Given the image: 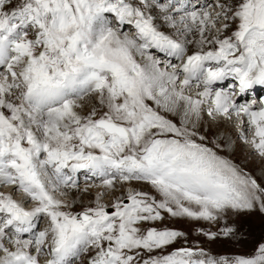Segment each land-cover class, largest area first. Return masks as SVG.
I'll list each match as a JSON object with an SVG mask.
<instances>
[{"label":"snow or ice","instance_id":"1","mask_svg":"<svg viewBox=\"0 0 264 264\" xmlns=\"http://www.w3.org/2000/svg\"><path fill=\"white\" fill-rule=\"evenodd\" d=\"M256 85L264 0H0V186L11 187L0 191V264L82 254L87 264H264V243L250 257L165 253L184 233L152 226L165 213L214 223L264 213V187L196 130L202 112L235 117L264 157V100L238 102ZM86 98L95 103L82 114ZM80 171L94 178L82 191H99L75 212L64 197L80 190ZM132 181L152 191H123ZM40 218L46 227L34 231ZM236 231L225 223L203 234Z\"/></svg>","mask_w":264,"mask_h":264},{"label":"rangeland","instance_id":"2","mask_svg":"<svg viewBox=\"0 0 264 264\" xmlns=\"http://www.w3.org/2000/svg\"><path fill=\"white\" fill-rule=\"evenodd\" d=\"M208 2V1H207ZM201 3V2H200ZM204 4L205 1L203 2ZM203 5V4H200ZM157 26L164 32L171 34V29H169L162 20L157 21ZM193 49L190 46L189 51L191 52ZM85 103L87 102L90 105L85 106L86 108L82 110V114H86L92 104L95 103L94 100L85 99ZM206 117V120L202 122V124L196 129L200 135L206 137L204 143L213 148L217 152L218 155L225 156V158L229 159L232 163H234L242 172H245L251 175L253 178L257 180V182L264 187L263 179H264V157L258 155L255 151L248 152L249 147L251 146L247 140L242 138V132L239 134L236 131L237 126H240V122L235 123V125H226L227 123H221L220 127H216L215 123L212 119L206 114V112H202ZM222 117V116H221ZM171 118V117H169ZM215 118V117H214ZM173 119V118H171ZM176 123H179V118L176 117V120L173 119ZM221 120V119H220ZM230 120L229 118L227 121ZM241 128V127H239ZM228 131L227 137L222 134V131ZM250 131L247 135L250 137ZM222 136V137H221ZM245 140V141H244ZM242 142V143H240ZM237 145V146H236ZM249 145V146H247ZM259 176H262L261 178ZM86 179H78L80 184V190L86 187L85 184ZM263 180V181H262ZM10 186H3L0 188V191L9 192L11 188ZM136 190H145L152 191L149 185H145L143 182H132V187ZM125 189V188H124ZM98 189L92 187L88 192H80L82 195L81 203H77L76 205L72 204V211L78 212L81 210V206L89 204L95 198V193H97ZM120 190V189H117ZM126 190V189H125ZM112 195V196H110ZM116 193H108L103 197V202L111 203V201L115 198ZM14 198H18V194L14 193ZM68 202V195L64 197ZM71 203V202H70ZM109 211L112 209L109 208ZM165 219L163 221H157L154 225L158 228H171L184 233V235L177 239L171 246L164 249V252H170L175 250L176 248H202L207 253L212 256H220L226 255L229 257L233 256H254L259 244L264 243V213H261L259 209H254L250 212H243L239 214H232L230 216H226L224 220L219 223L208 222V221H197L190 220L183 217H169L165 213ZM39 222L42 218L38 219ZM36 221V223L38 222ZM225 223L236 228V233L231 237H217L215 240H209L203 233L204 232H214L218 231L220 227H222ZM42 225V224H41ZM41 227L40 223L36 230H39ZM203 231H200V230ZM159 254V250L157 253ZM89 254L81 256V258L75 264H87ZM44 257V256H43ZM46 257V256H45ZM40 263H45L44 260H41Z\"/></svg>","mask_w":264,"mask_h":264},{"label":"bare ground","instance_id":"3","mask_svg":"<svg viewBox=\"0 0 264 264\" xmlns=\"http://www.w3.org/2000/svg\"><path fill=\"white\" fill-rule=\"evenodd\" d=\"M205 1V3H208L209 1L208 0H199L198 2H192V0H191V3H193V4H196V5H200V4H204L203 2ZM208 1V2H207ZM201 2V3H200ZM126 26V25H125ZM125 26H124V28L122 29L123 31L125 30ZM152 50H156V49H150V51H152ZM161 53V52H160ZM162 54H164V53H162ZM138 56V55H137ZM139 57V59L141 60V62L142 63H144L145 61H144V59L142 58V57H140V56H138ZM166 58V56L165 55H162V57H161V61L163 62V61H165V60H172V62L173 63H175V62H178V61H176L174 58H172V57H169L168 59H165ZM139 62V61H138ZM140 62V63H141ZM213 87L214 88H216L217 87V85H213ZM259 90V89H258ZM257 90V91H258ZM252 98L250 97V100H251ZM248 100V95H247V93L244 95V96H242V97H239L238 98V102H243V101H247ZM84 103V105L85 106H88V105H90V102H89V104L86 102H83ZM84 106V108L83 109H85L86 107ZM82 109V110H83ZM81 110V111H82ZM82 113H85V112H82ZM169 117H171V118H173V119H175L176 120V117H178V116H169ZM179 118V117H178ZM208 118H209V116H208ZM211 119H212V121L215 123V125H216V127L218 126V127H220V125H221V123H227L226 125H235V123H236V121H234L233 119H230V120H228L227 121V119L228 118H225V117H221V116H215V118L214 117H210ZM221 119V120H220ZM204 120H206V117L203 115V113H201V119H200V121H199V123H198V127L202 124V122L204 121ZM240 124V126H237V128H236V131H238L237 133H241L242 132V130H243V125L241 124V123H239ZM197 127V128H198ZM239 127H241V128H239ZM222 134L225 136V137H227V135H229L228 134V131H226V129L224 130V131H222ZM242 135V134H241ZM250 136H251V134H250ZM222 137V136H221ZM245 141V140H244ZM240 143H242V142H240ZM237 146V145H236ZM247 146H249V145H247ZM254 150H253V148L250 146L249 147V150H248V152H253ZM225 157V156H224ZM264 160V159H263ZM264 162V161H263ZM260 178L262 177V176H259ZM86 179V178H88L89 179V182H91V180H93L94 178H89L88 177V174L86 173V172H84V171H80V172H78L77 173V180L78 179ZM264 180V179H263ZM262 180V181H263ZM132 182H136V181H132ZM132 182H130L129 184H126L125 186H124V188L127 190L128 188H131L132 187ZM263 183V185H264V181L262 182ZM11 188V187H10ZM117 189H120V190H116V196H119L120 194H121V188H120V186L118 185L117 186ZM125 189H123V191H126ZM79 191L80 192H82V190H77V189H73V190H70V191H68L67 192V195H68V200L71 202V204H73V205H76L77 203H81L82 202V199H81V197H82V195L79 193ZM99 191V189L96 191V192H98ZM7 193V192H6ZM95 194H97V193H95ZM19 196H20V194L18 193V198H19ZM110 196H112V195H110ZM17 198V199H18ZM29 207L31 206V205H28ZM40 222H39V220H38V222L36 223L37 224V227H38V224H39ZM41 227H39L40 229L39 230H42L44 227H46V224L45 223H42V225H40ZM37 227L34 229V231H38V230H36L37 229ZM26 236H27V234H26ZM43 256V255H42ZM47 259V257H42L41 258V260H46ZM41 264V263H40ZM43 264H45V263H43Z\"/></svg>","mask_w":264,"mask_h":264}]
</instances>
